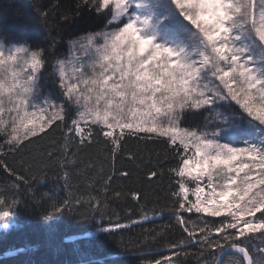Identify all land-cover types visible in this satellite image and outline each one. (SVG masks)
<instances>
[{"label":"snow or ice","instance_id":"snow-or-ice-1","mask_svg":"<svg viewBox=\"0 0 264 264\" xmlns=\"http://www.w3.org/2000/svg\"><path fill=\"white\" fill-rule=\"evenodd\" d=\"M85 13L99 30L71 41L66 57L56 54L55 37L47 47L0 50V67L22 60L32 73L24 81L12 73L11 86L0 81V147L22 157L8 169L11 187L30 185L52 166L69 168L70 156L102 134L113 163L94 183L106 181L110 192L73 194L47 215L80 208L85 220L92 213L103 220L109 194L129 195L143 214L147 193L114 184L131 176L115 167L127 153L133 162L147 159L146 180L166 188L175 221L168 231L145 230L143 247L175 237L155 264H264V0H77L57 23L62 29ZM18 203L13 197L10 207ZM112 215L102 231L135 226Z\"/></svg>","mask_w":264,"mask_h":264},{"label":"trees","instance_id":"trees-1","mask_svg":"<svg viewBox=\"0 0 264 264\" xmlns=\"http://www.w3.org/2000/svg\"><path fill=\"white\" fill-rule=\"evenodd\" d=\"M76 2L77 0H0L2 44L16 47L22 44L30 47L39 44L47 47L52 42V37H55L56 54L61 58L66 57L71 41L99 30L95 19L87 13L62 29L59 27L57 22L61 16ZM45 14L48 15L47 22L44 20ZM45 23L48 27H45ZM57 32H60L59 36ZM2 136L3 133L0 132V137ZM93 139H99V143L71 155L73 163L69 168H46L37 174L30 185L21 184L18 190L11 187L15 177L8 169L17 167L22 157L8 147H0V161H3L0 166V194L6 200L5 205H0V264H146L148 261L155 264L156 259H162L157 253L168 247L170 240L175 239L174 236H169L168 240H160L153 248L143 247L140 243L142 237L148 234L146 229L153 233L168 231V227L175 223L171 217V206L164 198L166 188L163 185L150 186L146 180L147 159L144 163L133 162L124 153L123 159L117 157L115 161L117 169L131 173L128 179L114 181L115 185L120 186L122 193L127 194L131 189L147 193V200L141 202L145 205L143 214L140 204L129 195L114 199L109 194L108 214L103 220L96 213L85 220L78 214L85 209L80 208L62 215H47L53 204L60 206L73 194L87 199L91 192L92 196L104 199L105 192H110L105 188L106 181L94 182L100 174H110L113 160L102 134L99 138L94 135ZM128 148L135 151L134 139L128 141ZM70 152H76V148L73 147ZM28 156L25 152L23 159ZM64 171L71 175V188L65 186ZM13 197L19 203L18 206L10 207ZM156 201L159 203H155ZM113 212L118 214L121 224L131 225L136 222L135 226L113 233L102 231L101 227L110 226V220L115 223L116 216L112 215ZM144 215L155 222L144 221ZM160 217L164 219L160 220ZM189 264H192L191 260Z\"/></svg>","mask_w":264,"mask_h":264},{"label":"clouds","instance_id":"clouds-1","mask_svg":"<svg viewBox=\"0 0 264 264\" xmlns=\"http://www.w3.org/2000/svg\"><path fill=\"white\" fill-rule=\"evenodd\" d=\"M26 47H29V45H26ZM34 51H39L38 49H33ZM5 55L9 54L6 50H4ZM27 57V54H25V58ZM12 73H18L20 80L24 81L27 76H30L32 73L28 68L24 66V63L22 60H17V62L13 64H5L4 66L0 67V81L4 83L5 86H11L10 78ZM17 86L19 84L17 83Z\"/></svg>","mask_w":264,"mask_h":264},{"label":"rangeland","instance_id":"rangeland-1","mask_svg":"<svg viewBox=\"0 0 264 264\" xmlns=\"http://www.w3.org/2000/svg\"><path fill=\"white\" fill-rule=\"evenodd\" d=\"M15 47H16V46H6V45L2 44V42H1V40H0V50H3V51L6 50L7 52H11V51H14ZM70 50H71V48H69L68 55H69V53H70ZM68 55H67V56H68ZM75 55H76V56H79V57H81V58H83V59L86 60L91 54H90V53H87V52H80V53H76ZM44 91H48V89L46 88V90L44 89ZM12 115H15V114L13 113ZM4 118H5L6 120H9L11 117L8 116L7 113H5V114H4ZM2 133H3V132H2ZM193 199H194V197H193ZM4 228L7 229V228H9V227H4Z\"/></svg>","mask_w":264,"mask_h":264}]
</instances>
